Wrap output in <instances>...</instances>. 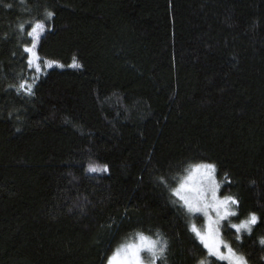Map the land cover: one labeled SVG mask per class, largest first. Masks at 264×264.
Returning <instances> with one entry per match:
<instances>
[{
    "label": "trees",
    "instance_id": "obj_1",
    "mask_svg": "<svg viewBox=\"0 0 264 264\" xmlns=\"http://www.w3.org/2000/svg\"><path fill=\"white\" fill-rule=\"evenodd\" d=\"M197 163L239 201L221 239L264 264V0H0V264H106L137 232L156 264H228L171 191Z\"/></svg>",
    "mask_w": 264,
    "mask_h": 264
},
{
    "label": "snow or ice",
    "instance_id": "obj_2",
    "mask_svg": "<svg viewBox=\"0 0 264 264\" xmlns=\"http://www.w3.org/2000/svg\"><path fill=\"white\" fill-rule=\"evenodd\" d=\"M46 18H51L54 14L51 11L46 10ZM20 29L23 30L25 25L20 24ZM45 31V23L42 20H35L30 25V29L27 35L31 37V44H25L24 51L28 54L27 62L29 67H34L37 72L41 70L40 57L36 51L38 42L41 38V33ZM57 61H44V66L48 67ZM75 65V61H73ZM34 83V81H33ZM17 91H23L31 94L32 83L27 80H21L19 85L16 86ZM107 165H99L90 163L88 165L89 171H107ZM195 169H200L202 177L206 183L199 188L195 189V195L188 196L181 194V189L185 187L181 184L177 188H173L171 191L177 195L188 212H202L206 219V228L201 231L195 224L190 225V229L195 233V236L203 244V247L207 249L210 255H214L222 260H227L228 264H247V260L242 254L237 253L226 241L220 238L219 228L216 226L221 219L228 217L229 215L235 216L236 209L234 205H238L239 201L234 196H224L223 198H217L216 190L219 185L215 181V165L212 163H201L193 166ZM227 176V174L225 173ZM163 180V178H161ZM210 192L211 197L205 195ZM209 210L215 212V217L209 215ZM257 215L255 212H249L245 219H240L239 223H232L231 228L235 229L237 233L244 229L251 232L252 225L257 222ZM135 242H128L127 244H121L107 259V264H144L141 258V252L147 251L150 254L149 264H156L157 258L163 257L165 251V241L161 240L159 235L154 240L149 236H146L143 232H137ZM237 239L240 237L237 236ZM260 243L264 244V237L260 238ZM223 246L224 251H221ZM200 264H204V261H200Z\"/></svg>",
    "mask_w": 264,
    "mask_h": 264
},
{
    "label": "rangeland",
    "instance_id": "obj_3",
    "mask_svg": "<svg viewBox=\"0 0 264 264\" xmlns=\"http://www.w3.org/2000/svg\"><path fill=\"white\" fill-rule=\"evenodd\" d=\"M197 164H201V163H197ZM197 164H194V165H197ZM193 165V166H194ZM193 166H191L189 169H188V171L185 173V175L181 178V180L179 181V183H178V185H177V187H179L181 184H184L185 185V187L183 188V189H181V194H183V195H188V196H193V195H195L196 193H195V189H197V188H199L200 186H202V185H204L205 183H206V181H205V179L202 177V175H201V171L202 170H200V169H195ZM214 177H215V175H214ZM215 181H216V183L218 184V182H217V180H216V178H215ZM176 187V188H177ZM205 195H207L208 197H211V193L210 192H207V193H205ZM216 196H217V198H223L224 196H220L219 194H218V188H217V190H216ZM183 202V201H182ZM184 204V203H183ZM232 207V206H231ZM190 213H198V214H200V215H202V217H203V224H202V226L201 227H197L198 229H200L201 231H204L205 230V228H206V217L204 216V214L202 213V212H190ZM209 215L210 216H212L213 218L215 217V212L214 211H212V210H209ZM225 219V218H224ZM223 219H221L220 220V222H219V224L218 225H216L218 228H219V225H220V223H221V221H222ZM221 238V237H220ZM136 241V238L135 239H133V240H131V241H129V242H135ZM128 242H126V243H123V244H127ZM119 247V246H118ZM116 250V249H115ZM114 250V251H115ZM221 251H224V249H223V246H221ZM144 251H142L141 252V258H142V260L144 261V264H149V262L148 261H146L144 258H143V253ZM145 252H147L146 250H145ZM112 255V254H111ZM150 255V254H149ZM214 256V255H213ZM216 257V256H215ZM216 258H218V257H216ZM219 259V258H218ZM220 260H222V259H220ZM222 261H225L226 263H228V261L227 260H222ZM106 264H107V262H106Z\"/></svg>",
    "mask_w": 264,
    "mask_h": 264
}]
</instances>
